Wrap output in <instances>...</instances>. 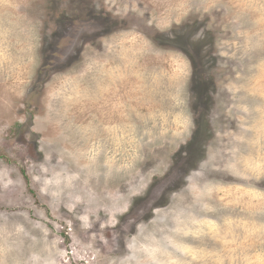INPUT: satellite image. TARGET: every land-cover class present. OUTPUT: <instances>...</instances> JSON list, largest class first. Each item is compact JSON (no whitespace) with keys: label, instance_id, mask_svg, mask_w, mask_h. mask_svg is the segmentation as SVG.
<instances>
[{"label":"rangeland","instance_id":"1","mask_svg":"<svg viewBox=\"0 0 264 264\" xmlns=\"http://www.w3.org/2000/svg\"><path fill=\"white\" fill-rule=\"evenodd\" d=\"M0 264H264V0H0Z\"/></svg>","mask_w":264,"mask_h":264},{"label":"flooded vegetation","instance_id":"2","mask_svg":"<svg viewBox=\"0 0 264 264\" xmlns=\"http://www.w3.org/2000/svg\"><path fill=\"white\" fill-rule=\"evenodd\" d=\"M217 92H218V90H215V93H217ZM210 94H211V95H210ZM209 95L212 96V95H213L212 92L209 93ZM207 109H209V108H207ZM205 117H206V115H205Z\"/></svg>","mask_w":264,"mask_h":264},{"label":"bare ground","instance_id":"3","mask_svg":"<svg viewBox=\"0 0 264 264\" xmlns=\"http://www.w3.org/2000/svg\"><path fill=\"white\" fill-rule=\"evenodd\" d=\"M253 232V231H252Z\"/></svg>","mask_w":264,"mask_h":264}]
</instances>
